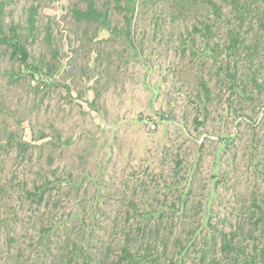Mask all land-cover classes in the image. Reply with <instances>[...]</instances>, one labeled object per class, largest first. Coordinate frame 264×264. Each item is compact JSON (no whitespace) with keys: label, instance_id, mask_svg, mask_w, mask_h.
Returning a JSON list of instances; mask_svg holds the SVG:
<instances>
[{"label":"trees","instance_id":"1","mask_svg":"<svg viewBox=\"0 0 264 264\" xmlns=\"http://www.w3.org/2000/svg\"><path fill=\"white\" fill-rule=\"evenodd\" d=\"M8 1L0 0V60L9 52L19 67L11 81L29 78L31 90L40 95L56 83L57 73L56 60L42 58L35 63L29 49L43 31V41L52 37L51 24L44 25L42 19L46 0H18L21 11L10 22ZM69 3L67 15L73 26L83 29L90 53L96 52L93 43L107 44L116 36L127 40L129 49L124 52L132 49L130 61L143 57L150 39L148 67L159 50L152 48L153 43L166 54L173 53L177 61L169 75L174 82L180 79L181 89L183 85L189 89L188 100L199 113L193 121L196 129L205 126L215 105L226 118L248 116L252 126L244 141L246 177L253 175L255 183L245 186L232 179L237 189L224 205L227 214L221 216L214 209L206 211L204 200L193 196L194 176L183 175L187 162L181 156L173 161V173L154 171L115 188L80 171L65 169L58 175L41 161L42 154L50 147L66 148L73 140H64L57 128H46L42 118L36 123L17 120L18 131L0 126L2 174L7 158L15 153L11 174L0 178V264H264V132L260 130L264 126V0ZM146 21L149 32L140 28ZM102 31L109 33L107 40H99ZM104 58L101 49L95 64L102 67ZM110 71L107 65L99 70V77ZM184 73L187 78L182 82ZM5 107L0 100V122L7 123ZM24 123H30V141L20 132L26 129ZM221 140L226 151L236 138L222 133ZM29 166L36 168L32 178L24 170ZM85 181L98 188L93 196L96 208L100 203L111 207L112 212L102 216L107 223L98 220L101 215L96 211L89 221L82 211L60 213V204L81 196ZM208 181L215 188L226 186L228 173L217 170ZM103 187L112 189L110 194H103Z\"/></svg>","mask_w":264,"mask_h":264},{"label":"rangeland","instance_id":"2","mask_svg":"<svg viewBox=\"0 0 264 264\" xmlns=\"http://www.w3.org/2000/svg\"><path fill=\"white\" fill-rule=\"evenodd\" d=\"M18 2L10 0L6 3L9 22L12 15L15 20L18 19L22 8ZM44 4L42 19L44 25L51 24L52 37L48 42L43 41V31L37 41L29 44V49L34 55L31 61L35 63L42 58L56 60V83L38 95L31 90L29 78L11 81V76L15 77L19 67L7 52L0 60V100L5 102V108H9L8 121H1L0 126L7 125L18 131L17 120L36 123L42 118L46 128H57L64 140H73L66 148L50 147L44 150L41 161L50 171H57L58 175L63 174L65 169L80 171L102 185L114 188L135 176L147 178L154 171L173 173V161L181 156L187 162L183 175L189 172L194 176L193 196L204 200L206 211L214 209L218 215L227 214L224 205L237 189L233 188L232 179H238L245 186L252 187L255 183L253 175L246 177L248 171L245 167L244 141L252 126L249 117L245 115L241 118L233 114L226 118L215 105L210 108L205 126L196 129L193 121L199 113L188 100L189 89L184 85L181 89L180 79L174 82L169 75L172 62L177 61L173 53L168 55L165 49L153 43L152 48L159 50L154 51L152 65L148 67L146 57L150 39L145 44L143 57L130 61L132 49L124 52L125 48L129 49L127 40L123 36H116L107 44H92L97 53L101 49L105 52L104 65L98 67L95 64L96 52L90 53L83 29L73 26L67 15L69 0H46ZM49 18L56 19L58 24ZM148 24V21L142 22L140 28L146 27L149 32ZM109 37L107 31H102L99 40ZM159 52L162 56H158ZM107 53L113 58L108 57ZM107 65H110L111 71L108 74L103 72L99 77V70H104ZM181 77L184 82L187 74ZM29 125L24 123L26 129H20V132L23 131L30 141L32 132ZM151 125H155V129ZM260 130L264 132V126ZM222 133L236 138L226 151H223L224 141L220 142ZM14 155L12 152L7 158L0 178L11 174ZM24 170L32 178L36 168L30 169L29 166ZM217 170L228 173L229 183L226 186L221 184L215 188L213 183H209L208 179ZM76 175L79 176L78 181L84 183L80 173ZM230 188L234 190L231 192ZM97 190V187L85 181L80 190L81 196L60 204V213L66 209V212L82 211L89 221L93 220L96 211L101 215L98 220L107 223L108 219L102 216L110 214L112 209L103 203L99 204L100 209L96 208L98 203L93 196ZM111 191L102 188L103 194H110L108 192ZM63 195L66 198L65 193Z\"/></svg>","mask_w":264,"mask_h":264},{"label":"built area","instance_id":"3","mask_svg":"<svg viewBox=\"0 0 264 264\" xmlns=\"http://www.w3.org/2000/svg\"><path fill=\"white\" fill-rule=\"evenodd\" d=\"M152 126V129H155V125H151Z\"/></svg>","mask_w":264,"mask_h":264}]
</instances>
